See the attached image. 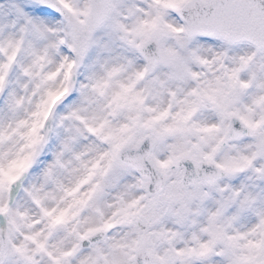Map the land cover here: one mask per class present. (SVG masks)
<instances>
[{"label":"snow or ice","instance_id":"6c2138e0","mask_svg":"<svg viewBox=\"0 0 264 264\" xmlns=\"http://www.w3.org/2000/svg\"><path fill=\"white\" fill-rule=\"evenodd\" d=\"M0 264H264V0H0Z\"/></svg>","mask_w":264,"mask_h":264}]
</instances>
